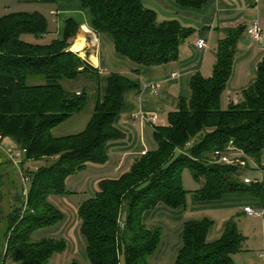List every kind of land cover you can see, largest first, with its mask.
I'll list each match as a JSON object with an SVG mask.
<instances>
[{
    "label": "trees",
    "instance_id": "1",
    "mask_svg": "<svg viewBox=\"0 0 264 264\" xmlns=\"http://www.w3.org/2000/svg\"><path fill=\"white\" fill-rule=\"evenodd\" d=\"M21 1L51 4L57 0ZM173 1L197 8L204 0ZM80 2L88 9L92 31L108 34L116 53L142 66L175 60L179 45L192 32L176 19H158L140 0ZM76 29V23L67 18L60 40L26 42L22 35L37 39L47 33L45 17L35 10L0 16V137H8L17 150H24L19 157L37 162L32 169L20 163L27 188L24 198L22 190L18 192L17 205L3 218L0 264H45L50 253L59 249L61 245L51 240H30L33 230L60 217L47 196L64 192V178L85 163L106 160V144L121 134L114 119L122 107V95L126 90L138 93L137 83L108 72L99 94L97 70L67 49V39ZM242 30V26L226 30L214 48L210 74H192L188 95L178 97L177 108L167 112L165 124L153 125L154 148L134 158L116 178L100 179L93 195L79 203V231L88 264H120V259L122 264H148L162 231L146 228L141 214L157 203L183 206L186 190L180 171L184 167L199 184L193 191L195 200H214L240 190L263 196L257 179L248 183L241 179L249 163L239 167L210 162L212 151L224 150L228 141L246 162H259L264 154V55L238 99L220 105ZM79 76L91 80L89 116L81 130L53 135L52 128L86 105L89 97L84 86L79 91L62 86V81ZM209 223L206 218L182 221L180 247L171 264H229L230 256L242 249L243 236L227 220L221 235L206 242Z\"/></svg>",
    "mask_w": 264,
    "mask_h": 264
},
{
    "label": "crops",
    "instance_id": "2",
    "mask_svg": "<svg viewBox=\"0 0 264 264\" xmlns=\"http://www.w3.org/2000/svg\"><path fill=\"white\" fill-rule=\"evenodd\" d=\"M140 1L144 6L152 8L158 19H176L181 25L192 29L191 34L179 45L175 60L156 66H142L116 53L108 34L92 31L88 9L81 5L80 0H57L53 3L55 8L48 9V14L54 15L50 20V27L47 25V33L37 39H45L48 33L52 37L45 42H36L46 44L51 39L60 40L64 22L70 18L76 23L77 29L67 39V49L77 53L97 70L100 95L108 72H117L138 85L137 95L133 90H126L122 95V107L114 119V126L121 134L106 144V160L100 164L87 162L83 166L95 168L94 191L100 179L116 178L128 169L134 158L150 149L145 133L151 131L153 125L166 123V114L177 108L178 97L188 95V79L192 74H210L214 48L227 29L242 26L244 30L254 21L264 28V0H204L197 8L181 7L173 0ZM243 30L235 44L230 74L220 94V105L223 99L225 103L231 100L230 94H233L231 101H236L240 90L253 79L256 65L264 55V37L254 41ZM197 38L206 40V48L195 47L194 41ZM172 72H176L177 76L171 78ZM151 82L159 83L153 92L147 86ZM90 109L91 105L88 104L85 113L81 111L71 115L52 128V134L57 136L81 130ZM138 112L155 114L157 122H139L131 116ZM15 149L16 145L12 140L0 137V150L4 152ZM252 163L254 164L248 169L242 170V177L251 181L257 179L264 190V154L259 162ZM248 173L252 174L251 177ZM194 189L186 192L183 206L170 208L157 203L153 208L142 212L140 221L146 228L159 227L162 231L148 264H171L180 247L182 221L200 218L210 221L205 234L206 242H212L221 235L227 220L235 223L243 236L242 249L230 256L229 264H264V215L248 216L242 211V207L248 205L253 210L264 212V191L262 197L240 190L223 193L214 200H195ZM40 229L42 227L30 233V240L43 239L35 237Z\"/></svg>",
    "mask_w": 264,
    "mask_h": 264
},
{
    "label": "rangeland",
    "instance_id": "3",
    "mask_svg": "<svg viewBox=\"0 0 264 264\" xmlns=\"http://www.w3.org/2000/svg\"><path fill=\"white\" fill-rule=\"evenodd\" d=\"M55 8L52 4H40L33 2H25L21 0H0V16L16 11H28L33 10L42 13L46 20L47 25L50 27V20L54 15L48 14V9ZM51 33L46 35L43 40L32 38L30 35H23L21 38L26 42H45L50 39ZM75 46H73L74 48ZM77 48V47H76ZM62 86L70 91H79L80 87L84 86L87 89L86 101L82 112L87 111L88 104L92 106L93 94L91 90V80L85 77H79L74 80L62 81ZM89 89L91 91H89ZM229 98L233 99V94H230ZM236 100L238 97L235 98ZM224 100V99H223ZM221 102V106L225 107V100ZM231 100H228L231 101ZM147 137V145L151 149L154 148V141L151 136V131L145 133ZM0 150V216L2 221L0 222V231H2L3 223L6 214L12 211V208L17 205L19 197L18 192L24 191L27 188L24 172L22 168L32 169L36 165V161L25 160L22 156L15 159L16 164H13L7 158V152ZM252 171L251 169L249 170ZM248 175H251L248 173ZM95 178V168L87 165L85 168H80L68 174L63 180L64 192L51 193L47 196V201L53 205L60 217L55 222L42 227L40 231L36 233V238L43 237V240H51L61 245L59 249L51 252L46 260L45 264H70L72 261H76L82 264H88V260L85 253L84 239L79 231V219L77 217V208L79 203L93 195L94 188L93 182ZM180 183L186 192L190 189L198 187V183L192 179L189 170L184 167L180 171ZM24 198V193H21ZM24 199L22 200V203ZM20 207V206H19Z\"/></svg>",
    "mask_w": 264,
    "mask_h": 264
},
{
    "label": "built area",
    "instance_id": "4",
    "mask_svg": "<svg viewBox=\"0 0 264 264\" xmlns=\"http://www.w3.org/2000/svg\"><path fill=\"white\" fill-rule=\"evenodd\" d=\"M243 32L252 40L259 41L264 37V28L261 27L257 21H254L250 25L246 26L243 30ZM194 45L197 48L204 49L206 48V40L203 38H197L194 41ZM177 76L176 72L171 73V78H174ZM148 88L153 92L156 90L159 86L158 82H151L147 84ZM133 118H137L139 122L145 123L148 122L150 124H155L157 122V118L155 114H146L144 112H138L131 115ZM22 150L15 149L14 151L9 150L7 152V158L13 163L16 164L15 159L20 156L21 153H23ZM244 154L240 153L238 150L233 149L231 145V141L227 142V145L225 146L224 150L215 149L212 151L211 154V160L210 162H216L220 164H230V165H237L239 167H243L246 165V163H249V165H253L252 161L246 162L244 159H241L240 157ZM256 166V165H254ZM23 180H26V178H23ZM242 181L244 183L250 182V180L246 177L242 178ZM21 193L25 195V190L21 191ZM21 211L24 209V204L21 206ZM242 211L248 215V216H263V211H256L253 210L250 206L245 205L242 207Z\"/></svg>",
    "mask_w": 264,
    "mask_h": 264
}]
</instances>
